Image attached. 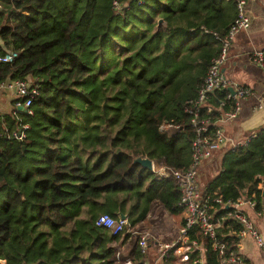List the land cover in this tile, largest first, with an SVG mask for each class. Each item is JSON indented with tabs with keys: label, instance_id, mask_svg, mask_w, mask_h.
I'll return each mask as SVG.
<instances>
[{
	"label": "trees",
	"instance_id": "trees-1",
	"mask_svg": "<svg viewBox=\"0 0 264 264\" xmlns=\"http://www.w3.org/2000/svg\"><path fill=\"white\" fill-rule=\"evenodd\" d=\"M235 14L233 0H0V56L16 54L0 64V82L38 89L31 115H0V264H146L136 237L95 221L120 214L149 232L150 218L183 213L174 181L132 159L178 171L190 164L185 109L220 51L204 31L223 37ZM225 95L215 91L201 115L216 121L221 101L228 112ZM21 126L23 137L12 138ZM252 133L210 159L217 170L200 190L215 219L227 212L218 199L252 203L264 221V124ZM239 231L226 221L216 232L224 251L237 255ZM187 238L203 248V264H219L195 228ZM126 240L128 252L116 256ZM177 260L170 253L164 264Z\"/></svg>",
	"mask_w": 264,
	"mask_h": 264
},
{
	"label": "built area",
	"instance_id": "built-area-1",
	"mask_svg": "<svg viewBox=\"0 0 264 264\" xmlns=\"http://www.w3.org/2000/svg\"><path fill=\"white\" fill-rule=\"evenodd\" d=\"M254 1L264 0H233L236 12L235 18L223 37L209 31H204L211 35L213 40L219 42L220 51L218 57L208 67L195 100L191 101L185 109V112L190 116L188 125L193 129V136L190 139V164L186 169L180 171L164 166L154 167L152 165L151 173L155 174L159 179L173 180L179 191L178 205L183 210V226L179 227L175 238L169 242H159L154 240L147 231L138 232L133 230L126 225V220L112 219L107 215H101L95 221V226L105 229L112 236H119L125 232L136 237L137 246L143 255L145 254L149 240L153 241L157 252L151 264H164L170 253L178 258L175 264L184 263L188 258L186 252L192 248L199 251L198 258L196 261H193V264H203V248L195 241H189L187 238V231L192 228H195L202 237L210 241L211 250L218 257L219 264H242V261L236 254L224 251L223 245L216 240V232L222 229V225L226 221H232L237 224L240 228L239 235L250 237L260 254L264 256V240L255 228L253 221L245 216L241 210L243 203L249 206V208H252V203L239 201L233 205L224 206L216 199L213 202L221 209H227V212L215 219L213 215L215 211L211 210L208 206V197L199 190L197 185L199 168L204 162L212 159L216 153H223L224 151L244 146L250 139L255 137V133H251L242 141H234L227 138L220 128L222 122L232 121L236 118L239 110L238 101L253 95L251 89L225 77L222 67L226 62L230 42L238 32L246 31L249 27L246 5L248 2ZM113 5L115 10L118 11L119 8L116 3H113ZM15 57V53H7L0 56V64L10 63ZM251 60L264 72V51L253 53ZM32 84V81L29 80H6L0 82V92L10 93L14 98L11 111L23 113L26 116L31 115L30 105L38 94L37 87ZM227 88L233 91V96L226 91ZM219 90L226 91L225 100L231 101L232 107L228 112H224V103L223 101L219 102L215 110L218 113V119L210 122L207 116L203 117L201 115V110H205V115L212 111L208 99L215 91ZM21 128L20 131L11 135L12 138L21 139L23 137L21 131L26 129V126H21ZM118 255H121V253H116V256Z\"/></svg>",
	"mask_w": 264,
	"mask_h": 264
},
{
	"label": "crops",
	"instance_id": "crops-1",
	"mask_svg": "<svg viewBox=\"0 0 264 264\" xmlns=\"http://www.w3.org/2000/svg\"><path fill=\"white\" fill-rule=\"evenodd\" d=\"M246 11L249 18V27L246 31L238 32L230 42L226 62L222 67L225 77L251 89L253 92L252 96L238 101L239 110L234 120L220 124L223 134L234 141H242L250 132H254L264 124V93L260 94L264 90V74L258 67L255 69L251 64H246L247 62L253 63L250 55L257 51H264V1L248 2ZM13 100L14 98L10 93L0 92V115L11 112ZM207 162L209 161L204 162L199 168L198 177L202 176L200 169ZM213 174V172L208 173L205 176L206 179ZM203 183L198 185L201 190ZM241 210L245 216L254 222L255 228L264 240V221L261 217L254 214L252 209L244 203ZM165 219L170 220L172 223L171 232L174 235L180 227L183 214L164 216L162 220ZM153 223L155 222H147L148 225ZM151 230L150 228V232ZM170 236H164L163 241H165V238L174 239L176 235L173 238ZM129 248L130 240H126L118 249L121 255H124ZM236 250L237 255L247 264H264V256L260 254L250 237L238 234ZM156 252V247L149 243L143 255L146 264L152 263Z\"/></svg>",
	"mask_w": 264,
	"mask_h": 264
},
{
	"label": "rangeland",
	"instance_id": "rangeland-1",
	"mask_svg": "<svg viewBox=\"0 0 264 264\" xmlns=\"http://www.w3.org/2000/svg\"><path fill=\"white\" fill-rule=\"evenodd\" d=\"M251 56V55H250ZM251 59V58H250ZM253 62V61H252ZM246 64H251L255 69H257V65L253 62H247ZM259 68V67H258ZM260 69V68H259ZM262 71V69H260ZM263 72V71H262ZM264 74V72H263ZM258 92L260 93V91L258 90ZM264 90H262V92L260 94H263ZM215 170H217V158L213 159V160H209V162H207L206 164H204V167H202L200 169V173L202 174V176L198 177L197 179V183L198 185L201 184L206 180V175L210 172H214ZM200 190V188H199ZM201 191V190H200ZM150 220L152 222H155L153 224L150 225L151 227V234L154 238V240H157L159 242H165L163 241V237L166 235H171L170 237H174L176 234L171 232L172 230V223L170 222V220L165 219V220H161V222L159 224L156 223L155 221V217L150 218ZM154 234V235H153Z\"/></svg>",
	"mask_w": 264,
	"mask_h": 264
},
{
	"label": "water",
	"instance_id": "water-1",
	"mask_svg": "<svg viewBox=\"0 0 264 264\" xmlns=\"http://www.w3.org/2000/svg\"><path fill=\"white\" fill-rule=\"evenodd\" d=\"M159 24H161V20H158L157 25H159ZM226 91L228 93H230L231 96L234 95L233 91L230 88H227ZM132 163L139 165L142 169H144L148 172H151L152 163L146 158H140V157L134 158V159H132ZM117 218L119 220H126L125 217L120 215V214L117 215Z\"/></svg>",
	"mask_w": 264,
	"mask_h": 264
}]
</instances>
